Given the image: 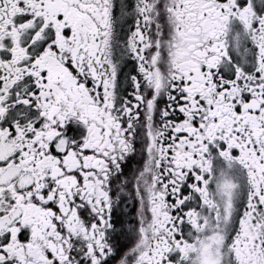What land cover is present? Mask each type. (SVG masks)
<instances>
[{
	"label": "snow or ice",
	"instance_id": "1",
	"mask_svg": "<svg viewBox=\"0 0 264 264\" xmlns=\"http://www.w3.org/2000/svg\"><path fill=\"white\" fill-rule=\"evenodd\" d=\"M0 264H264V0H0Z\"/></svg>",
	"mask_w": 264,
	"mask_h": 264
}]
</instances>
